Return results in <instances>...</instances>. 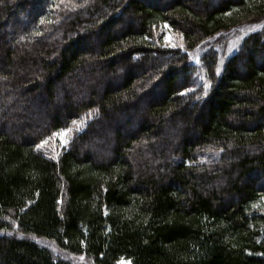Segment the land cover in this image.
I'll return each instance as SVG.
<instances>
[{
  "label": "trees",
  "instance_id": "obj_1",
  "mask_svg": "<svg viewBox=\"0 0 264 264\" xmlns=\"http://www.w3.org/2000/svg\"><path fill=\"white\" fill-rule=\"evenodd\" d=\"M157 1L0 0V264H264V0Z\"/></svg>",
  "mask_w": 264,
  "mask_h": 264
},
{
  "label": "rangeland",
  "instance_id": "obj_2",
  "mask_svg": "<svg viewBox=\"0 0 264 264\" xmlns=\"http://www.w3.org/2000/svg\"><path fill=\"white\" fill-rule=\"evenodd\" d=\"M153 2L158 3L157 0ZM264 29V19L253 20L243 26L233 29L228 33H224L217 38L226 47V57L231 56L237 51L240 46L242 39L252 33ZM160 37L162 39L163 46L170 49H184L183 36L173 30L168 24H163L160 29ZM195 63L199 64V58L196 56L197 53H191ZM199 55V53H198ZM87 119H83L76 123L72 128L64 129L60 132L61 135L55 133L51 138L45 140L46 143L41 144L39 150L45 153L52 159H57L62 152V149L68 146V144L74 138L75 133L82 131L87 125ZM67 130V131H66ZM76 264H90L84 257L79 258L75 261ZM120 264H130L129 261L122 260Z\"/></svg>",
  "mask_w": 264,
  "mask_h": 264
},
{
  "label": "snow or ice",
  "instance_id": "obj_3",
  "mask_svg": "<svg viewBox=\"0 0 264 264\" xmlns=\"http://www.w3.org/2000/svg\"><path fill=\"white\" fill-rule=\"evenodd\" d=\"M5 79H6V78H5ZM204 88H205V90H206V89L208 88V85L205 84V85H204ZM66 131H67V130H66ZM56 135H61V133H57ZM46 142H47V141H42L41 144L46 143ZM41 144H38L36 147H37V148L41 147Z\"/></svg>",
  "mask_w": 264,
  "mask_h": 264
},
{
  "label": "bare ground",
  "instance_id": "obj_4",
  "mask_svg": "<svg viewBox=\"0 0 264 264\" xmlns=\"http://www.w3.org/2000/svg\"><path fill=\"white\" fill-rule=\"evenodd\" d=\"M195 52L197 53V55H196V56L198 57V52H197V51H195ZM191 56H192V55H191ZM198 58H199V57H198Z\"/></svg>",
  "mask_w": 264,
  "mask_h": 264
}]
</instances>
